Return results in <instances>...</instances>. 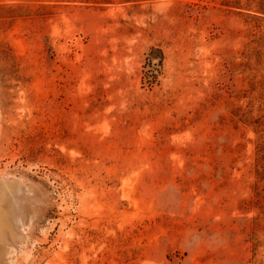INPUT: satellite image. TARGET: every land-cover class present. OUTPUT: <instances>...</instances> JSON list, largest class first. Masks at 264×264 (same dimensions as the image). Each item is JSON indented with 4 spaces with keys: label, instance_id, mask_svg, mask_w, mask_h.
I'll return each mask as SVG.
<instances>
[{
    "label": "rangeland",
    "instance_id": "obj_1",
    "mask_svg": "<svg viewBox=\"0 0 264 264\" xmlns=\"http://www.w3.org/2000/svg\"><path fill=\"white\" fill-rule=\"evenodd\" d=\"M0 264H264V0H0Z\"/></svg>",
    "mask_w": 264,
    "mask_h": 264
},
{
    "label": "trees",
    "instance_id": "obj_2",
    "mask_svg": "<svg viewBox=\"0 0 264 264\" xmlns=\"http://www.w3.org/2000/svg\"><path fill=\"white\" fill-rule=\"evenodd\" d=\"M145 74H147V73L145 72ZM147 77H148V74H147Z\"/></svg>",
    "mask_w": 264,
    "mask_h": 264
}]
</instances>
